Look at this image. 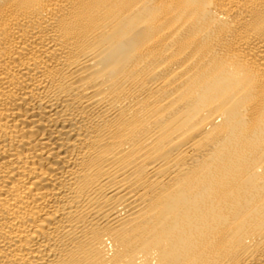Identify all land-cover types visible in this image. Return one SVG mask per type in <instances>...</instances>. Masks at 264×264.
I'll return each instance as SVG.
<instances>
[{
	"label": "bare ground",
	"instance_id": "1",
	"mask_svg": "<svg viewBox=\"0 0 264 264\" xmlns=\"http://www.w3.org/2000/svg\"><path fill=\"white\" fill-rule=\"evenodd\" d=\"M0 264H264V0H0Z\"/></svg>",
	"mask_w": 264,
	"mask_h": 264
}]
</instances>
